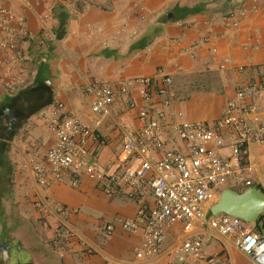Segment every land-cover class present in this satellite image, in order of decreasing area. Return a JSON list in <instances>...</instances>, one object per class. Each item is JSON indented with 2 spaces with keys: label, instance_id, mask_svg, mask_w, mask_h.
<instances>
[{
  "label": "crops",
  "instance_id": "0c3cea01",
  "mask_svg": "<svg viewBox=\"0 0 264 264\" xmlns=\"http://www.w3.org/2000/svg\"><path fill=\"white\" fill-rule=\"evenodd\" d=\"M244 3L249 9L233 26L229 14ZM0 10L11 13L7 26L12 30L20 21L25 25L17 67L23 70L25 84L9 96L0 72V135L11 136L10 180L4 187L0 183V194L6 192L0 195L5 215L4 225L0 223V264H186L176 255L185 235L180 224L169 229L158 254L136 257L141 226L123 229L119 223L136 219L142 224L143 218L125 187L106 192L100 182L72 171L45 190L38 186L32 163L54 137L38 112L19 120L7 99L35 88L34 80L40 77L53 104L63 103L92 124L87 86L108 83L118 88L130 83L127 95L113 103L87 144L101 168L113 172L118 170L116 156L125 129L138 126L143 100L137 80L150 79L153 106L169 99L171 121H216L238 86L264 87V0H0ZM4 17L0 13V23ZM6 37L0 28V41ZM10 54L0 49V62L6 63ZM164 77L171 85L162 92ZM18 102L22 104V98ZM230 142L226 134L224 154ZM245 165L252 185L230 182L226 187L244 190L259 184L264 189V144L248 145ZM144 202L147 207L153 204L150 190ZM109 223L114 224L111 232L105 230ZM66 228L73 237L58 240ZM204 250L221 252L230 264H250L230 239L215 233Z\"/></svg>",
  "mask_w": 264,
  "mask_h": 264
},
{
  "label": "built area",
  "instance_id": "2783aa9c",
  "mask_svg": "<svg viewBox=\"0 0 264 264\" xmlns=\"http://www.w3.org/2000/svg\"><path fill=\"white\" fill-rule=\"evenodd\" d=\"M234 9L229 17L233 26H237L249 8L244 3ZM0 13L5 16L0 28L7 33L0 41V49L11 52L6 63L0 62V72L4 91L11 96L25 84L23 70L17 69L18 42L25 35V25L20 21L17 30H12L7 26L11 13L5 10ZM162 81L165 92L171 79L164 77ZM137 84L143 100L137 113L138 126L125 129L116 156L118 170L113 172L101 168L97 154L87 144L95 137V128L109 116L113 103L127 95L130 83L118 88L108 83L87 86L92 124L82 121L60 102L40 109L38 115L51 131L54 143L38 152L32 163L35 183L45 190L59 181L65 171H72L100 182L106 192L113 187H125L138 204L143 221L141 224L136 219H123L119 224L123 229L141 226V239L135 251L138 258L158 254L169 229L180 224L185 234L176 250L180 262L230 264L221 252L204 250L215 233L230 239L249 258L250 264H264V231H258L254 222L239 216L223 212L214 215L209 210L228 183L244 186L253 183L246 177L245 163L248 145L264 144V87L255 83L238 86L216 121H171L167 113L169 99L155 107L151 103L150 79H139ZM226 134L231 136L228 154L222 152ZM170 136L177 142L171 141ZM148 190L153 196L149 207L144 202ZM57 210L66 212L63 207ZM113 229V223L105 226L107 232ZM72 237L66 228L63 237L57 238L69 242Z\"/></svg>",
  "mask_w": 264,
  "mask_h": 264
},
{
  "label": "trees",
  "instance_id": "16d2710c",
  "mask_svg": "<svg viewBox=\"0 0 264 264\" xmlns=\"http://www.w3.org/2000/svg\"><path fill=\"white\" fill-rule=\"evenodd\" d=\"M187 12L188 11H186V13ZM64 33V30L60 31L58 37L64 35ZM34 83L37 84L35 88H27L18 96L7 99L8 103L14 105L16 109L15 117L19 120L28 118L32 114L52 103L47 87L42 83V79L40 77H36ZM20 98H22V104L18 102ZM10 137L11 136L9 133L0 135V183H3V185L1 184L2 187H4V184H7V182L10 180V160L7 156V140ZM255 186L261 188L259 184H256ZM4 216L3 209L0 206V223L2 226L5 223ZM254 225L258 231H264V213L259 215L257 220L254 222Z\"/></svg>",
  "mask_w": 264,
  "mask_h": 264
},
{
  "label": "water",
  "instance_id": "95a60500",
  "mask_svg": "<svg viewBox=\"0 0 264 264\" xmlns=\"http://www.w3.org/2000/svg\"><path fill=\"white\" fill-rule=\"evenodd\" d=\"M209 210L214 215L223 212L255 222L264 213V190L248 187L238 191L232 187H224Z\"/></svg>",
  "mask_w": 264,
  "mask_h": 264
},
{
  "label": "rangeland",
  "instance_id": "374dc122",
  "mask_svg": "<svg viewBox=\"0 0 264 264\" xmlns=\"http://www.w3.org/2000/svg\"><path fill=\"white\" fill-rule=\"evenodd\" d=\"M236 190L241 191V190H239V189H236ZM0 195H3V196H4V195H6V192L4 191V192L1 193ZM3 202H4V204H5V208L8 209L9 202L7 201V199H5ZM9 207H10V206H9ZM9 210H10V209H9ZM19 225H21V224H19ZM5 227H7V228L9 229V227H8V221H7ZM21 227H23V225H21Z\"/></svg>",
  "mask_w": 264,
  "mask_h": 264
}]
</instances>
